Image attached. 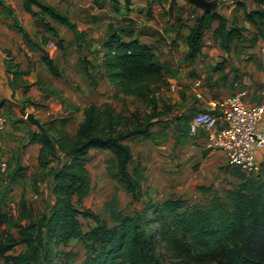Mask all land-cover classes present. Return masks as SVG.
Instances as JSON below:
<instances>
[{"label":"trees","instance_id":"obj_1","mask_svg":"<svg viewBox=\"0 0 264 264\" xmlns=\"http://www.w3.org/2000/svg\"><path fill=\"white\" fill-rule=\"evenodd\" d=\"M252 1L256 8L248 9L244 2H238V6L244 10L245 22L255 29L254 33L244 26L230 24L215 7L201 10L187 37L186 65L197 61L209 33L225 53H230L234 44L246 39L252 47L264 41V0ZM24 9L45 32L57 39V48L64 52L65 39L52 22L74 33L77 32L76 24L57 7L42 0H24ZM15 27L28 44L42 52V61L50 73L60 77L49 53L33 42L18 23ZM247 32L251 38H247ZM82 37L83 34H78L77 42ZM105 48L106 79L118 94L146 100L152 112L144 119L135 113L127 117L125 112L116 111L110 104L92 103L85 108L84 121L76 135L67 130L71 117L45 123L41 132H30L28 144L42 146L39 167L49 169L52 175L54 203L49 212L38 213L36 206L22 197L17 216L0 211V262L53 264L63 258L69 261L71 254H65L61 248L77 240L85 249L82 264H264L262 169L256 175L235 169L234 176L239 180L237 187L216 191L213 197L200 203L190 204L182 199L153 202L147 194L146 210L150 216L144 213L123 215L113 205L112 225L82 207L92 190L88 156L93 150L108 151L115 156L120 181L134 198L137 197L141 184L128 170L134 160L128 142L136 138L149 139L152 121L163 115L158 112L155 92L165 81L166 70L157 62L152 48L136 39L124 41L118 34L109 37ZM5 53L8 57L5 70L11 76L8 82L14 90L29 72L14 63L10 52ZM83 63L86 74L95 82L94 66L87 56ZM223 70L222 64L214 68L216 72ZM30 87L24 84L26 91ZM58 152L68 160L53 169L51 165L60 157ZM139 167L137 163L135 169ZM27 171L28 168L18 165L10 171V180L24 179ZM83 219L92 220L94 226L85 231ZM11 230L16 233L9 234ZM19 245H24L26 251L10 254ZM160 248L167 249L173 259L167 261Z\"/></svg>","mask_w":264,"mask_h":264},{"label":"crops","instance_id":"obj_2","mask_svg":"<svg viewBox=\"0 0 264 264\" xmlns=\"http://www.w3.org/2000/svg\"><path fill=\"white\" fill-rule=\"evenodd\" d=\"M42 1L57 7L77 26V32L74 33L52 22L54 27L59 30L61 37L65 39L64 52L56 47L57 39L45 32L37 21L25 11L24 0H0V119L5 122V128L0 135V158L8 162L9 171L18 165L28 168L26 177L14 184L28 181L42 171L38 160L42 146L37 143L28 144L30 132H41L44 130L45 123L71 117L67 130L71 135H76L84 121V110L88 105L92 103L112 105L108 99L111 94L118 93L104 76L103 61L106 51L105 44L113 34L122 35L124 41L127 42L136 39L150 46L159 64L181 72L179 82L192 84L189 89L186 88L187 101L185 103L188 104L195 98L192 102L195 103L194 106L198 110L194 114L200 111H210L211 104L219 102L222 97L234 95L241 88L248 90L249 103L261 104L264 102L263 40H260L252 48L257 49L252 55L259 57L258 62L261 66L260 68L255 67L256 65L253 63L249 65V69L254 66L253 77L252 75H243L240 78L237 70L230 71V67L215 62L214 59L207 56V51L210 48L217 47L218 54H229L228 57L234 63L238 57L239 60L241 57L243 58V53L239 55L240 47L246 54L248 46L252 47L247 39L234 44L231 52L225 53L209 33L205 37L204 47L197 61L191 65L185 64V57L189 51L187 37L195 17L201 11L189 0H103L105 6L103 5L100 9L96 7L93 10H79L75 14L61 10L63 4L60 3V0ZM100 1L102 0H95V3H100ZM208 1L230 24L244 26L251 33L255 32V29L245 22L244 10L238 6V2H244L248 9L256 8L252 0H235L236 4L233 0ZM226 4H231L230 8L226 7ZM183 6L185 11H180L178 7ZM79 7L83 8L84 6L80 5ZM11 10L13 14H11ZM188 14L189 17H187ZM16 23L27 32L33 42L49 53L55 67L61 73L60 77H54L50 73L42 61V52L25 41L23 34L15 27ZM78 34H83V37L77 42ZM246 36L251 38L248 32ZM69 46L74 48V55L68 54ZM6 51L10 52L14 63L29 72L28 76L23 77V80L17 83V88L14 90L8 82L11 76L5 70V60L8 58ZM85 56L94 66L92 74L95 77V83L86 74V67L83 63ZM225 57L227 59V56ZM243 59L245 62L249 57L244 56ZM198 62H204L203 66L211 68L210 73L206 72L201 77L208 80L212 78L214 83H219V85L212 88L204 87V83L207 81L195 80ZM218 64L224 65L223 71H214ZM234 65L233 67L236 68ZM187 69L189 72L185 71ZM235 79H238V82L234 84L237 90L230 86ZM167 80L175 82L168 78ZM224 80L228 84L227 86L222 83ZM197 83H201V88H196ZM24 84L31 86L28 91L25 90ZM245 85L246 87H244ZM171 91L176 92L174 85ZM198 91L201 92L202 99L197 98L196 92ZM118 95L129 97L123 94ZM30 115H33L39 122V126L33 125L28 120ZM260 129L264 132V120L260 124ZM58 155L62 157L60 152ZM53 165L54 163L51 166Z\"/></svg>","mask_w":264,"mask_h":264},{"label":"rangeland","instance_id":"obj_3","mask_svg":"<svg viewBox=\"0 0 264 264\" xmlns=\"http://www.w3.org/2000/svg\"><path fill=\"white\" fill-rule=\"evenodd\" d=\"M233 2L236 4L235 0ZM60 3L63 4L61 10L68 11V13L72 12V14L79 10H93L96 7L100 9L103 5L105 6L103 0L100 3H95V0H60ZM80 5L84 7H79ZM87 5L90 6L86 7ZM230 6L231 4H226V7L230 8ZM178 8L180 11H185L184 6ZM246 43L249 45L248 42ZM248 47L247 54L241 50V47L239 48L241 51L239 55L243 53V58L244 56L249 57L245 62L242 57L241 60L238 57L234 63L231 62V58L228 57L229 54H218L217 47L210 48L207 51V56L214 59L215 62L230 67V71L237 70L240 78L243 75H252L253 77L254 66L249 69V65L253 63L256 65L255 67L260 68L261 66L258 62L259 57L252 55L257 49ZM67 51L69 55L75 53L74 48H70V46ZM203 64L204 62H198L195 80L207 81L208 83H204V87L212 88L219 85V83L215 84L212 78L208 80L201 77L204 73L211 72V68L205 67L206 65L203 66ZM233 64L236 68L233 67ZM243 65L245 66L242 68ZM165 70L166 79L160 85V90L155 92L158 112L163 115L152 121L149 139L136 138L128 142L134 154V160L128 166V170L141 184V190L137 192V197L134 198L127 191L126 185L120 181L117 175L116 158L113 154L108 151L93 150L88 156L92 190L83 200L82 207L90 209L109 225H112L111 211L113 205L123 215L133 216L137 213H144L146 216H150L151 213L146 210L148 196L153 202L182 199L193 204L204 202L208 197H213L216 191L222 192L224 189H233L239 185V180L234 176L235 168L228 166L226 157L222 152L208 147L206 135L201 133L199 136L192 137L188 134L187 124L198 110L193 103L195 98H193V102L185 103L187 101L186 88L189 89L192 84L179 82L181 72H178L177 69L165 67ZM185 71L189 72L188 69ZM167 78L171 81L175 80V82H168ZM237 78L239 79V77ZM238 79H235L232 85L230 84L236 90L234 84L238 82ZM222 83L228 85L225 80ZM173 85L176 92L171 91ZM178 88L179 91H177ZM223 98L225 97L221 99ZM108 101L115 107L116 111L125 112L127 117L135 113L144 119L152 112L148 102L140 96L124 97L111 94ZM67 160V157L60 156L54 162L53 169L58 168ZM137 163L140 164V167L135 169ZM260 175L264 179V166ZM52 187V175L49 169L42 170L28 181H20L15 184L10 180V171H8L0 177V211L17 216L19 202L22 197H25L36 206L38 213L49 212L54 203ZM206 189L210 191H205ZM82 222L85 231L94 226L92 220L83 219ZM15 233L14 230H11L9 234ZM159 250L167 261L173 259L167 249L160 248ZM25 251L26 247L19 245L10 254H20ZM61 251L65 254H71L72 258L69 261H66L65 258L55 260L53 264H82L85 258L83 244L77 240L71 241L69 246L61 248ZM0 264L5 263L1 261Z\"/></svg>","mask_w":264,"mask_h":264},{"label":"built area","instance_id":"obj_4","mask_svg":"<svg viewBox=\"0 0 264 264\" xmlns=\"http://www.w3.org/2000/svg\"><path fill=\"white\" fill-rule=\"evenodd\" d=\"M196 88H201V83H197ZM196 93L197 98L202 99L201 92ZM248 98V90L241 88L234 95L211 104L210 111L196 113L187 129L192 137L204 133L208 147L222 152L228 166L256 175L264 165V132L260 129L264 102L251 104ZM4 128L5 122L0 119V135ZM8 170V162L0 158V177Z\"/></svg>","mask_w":264,"mask_h":264},{"label":"water","instance_id":"obj_5","mask_svg":"<svg viewBox=\"0 0 264 264\" xmlns=\"http://www.w3.org/2000/svg\"><path fill=\"white\" fill-rule=\"evenodd\" d=\"M193 5H195L197 8L209 11L215 6L208 0H189ZM28 120L33 124L39 126V122L35 120L33 115L28 116Z\"/></svg>","mask_w":264,"mask_h":264}]
</instances>
